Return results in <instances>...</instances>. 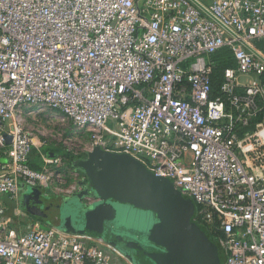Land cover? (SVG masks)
Instances as JSON below:
<instances>
[{
  "label": "built area",
  "instance_id": "obj_1",
  "mask_svg": "<svg viewBox=\"0 0 264 264\" xmlns=\"http://www.w3.org/2000/svg\"><path fill=\"white\" fill-rule=\"evenodd\" d=\"M205 7L219 23L191 0H0V210L21 184L64 197L85 188L59 155L30 165L26 111L55 110L89 135L88 151L127 153L173 179L224 264H264V61L239 42L264 58V0ZM222 49L235 64L213 95ZM10 224L0 215V264H134L88 234Z\"/></svg>",
  "mask_w": 264,
  "mask_h": 264
},
{
  "label": "water",
  "instance_id": "obj_2",
  "mask_svg": "<svg viewBox=\"0 0 264 264\" xmlns=\"http://www.w3.org/2000/svg\"><path fill=\"white\" fill-rule=\"evenodd\" d=\"M191 1L219 23L200 1ZM239 42L264 61L251 45L240 39ZM3 136L8 144L10 137L4 132ZM74 167L83 173L85 188L56 206L51 221L54 226L65 232L84 233L105 241L103 224L111 220L105 205L118 203L147 210L159 222V227L153 230H158V235L150 233L156 245L166 248V253L157 264H221L196 221L194 200L178 190L173 179L155 175L127 153L107 151L100 145L76 160ZM35 192L23 197V201L28 204L35 197L39 204L42 203L43 200ZM87 197L93 200L86 201ZM172 247H175L173 253ZM127 258L134 263L133 258Z\"/></svg>",
  "mask_w": 264,
  "mask_h": 264
},
{
  "label": "rangeland",
  "instance_id": "obj_3",
  "mask_svg": "<svg viewBox=\"0 0 264 264\" xmlns=\"http://www.w3.org/2000/svg\"><path fill=\"white\" fill-rule=\"evenodd\" d=\"M251 77L250 75H241L238 80L246 82ZM35 112H37L35 109H27L26 113L28 114L25 116L24 125L27 130L33 133L37 147H45L48 149L47 151L59 149L76 155L88 152L90 138L87 133H74L70 122L55 110L44 109L41 112ZM58 155L61 156L63 167L70 169L71 167L67 165L64 157ZM1 157L2 152H0ZM105 210L112 218L114 230L124 227L126 230L132 231L134 235L140 234L152 222V214L147 210L134 209L113 202L106 203ZM144 224L147 227H144Z\"/></svg>",
  "mask_w": 264,
  "mask_h": 264
},
{
  "label": "flooded vegetation",
  "instance_id": "obj_4",
  "mask_svg": "<svg viewBox=\"0 0 264 264\" xmlns=\"http://www.w3.org/2000/svg\"><path fill=\"white\" fill-rule=\"evenodd\" d=\"M35 201L36 200H33L32 202L29 201V203L37 207V205L35 204ZM112 222L113 221L111 218L109 222H104L103 224V233L106 236V240L104 241V243L115 248L116 250L121 252L125 257L133 258L135 264H157L154 257L156 255L162 256L164 253H166L165 251L166 248L164 249L163 247L156 245L153 242L152 236L150 235V233L157 234L156 231L158 230H156L155 232L153 230L158 228L160 225L159 222L156 221L153 215H152L151 224L148 225V227L146 224H144V227L145 226L147 227L146 230L144 229L145 231L141 232L140 234H135V235L132 233V231L126 230V228L124 227L123 228L121 227L118 230H114V225ZM201 229H202V226H201ZM202 231H203V236L205 237V239H207L209 244L213 246L214 248L213 250L217 251L218 250L217 243L215 241L210 240L203 229ZM166 232H167V235L170 234L168 230H166ZM216 239H218L217 242L220 245L219 237L217 236ZM174 248L175 247L171 248L172 253H173V250H175ZM224 258H225V254H224Z\"/></svg>",
  "mask_w": 264,
  "mask_h": 264
},
{
  "label": "trees",
  "instance_id": "obj_5",
  "mask_svg": "<svg viewBox=\"0 0 264 264\" xmlns=\"http://www.w3.org/2000/svg\"><path fill=\"white\" fill-rule=\"evenodd\" d=\"M258 46L262 45L259 43L257 44ZM211 60L214 62V68L211 74V88H212V94L213 95H218L220 92L219 91V87H220V83L222 81V75H223V70L228 67V66H232L235 64L234 59H233V55H232V51L230 49H222L217 51L216 53H214L213 55H211ZM261 80L264 82V74L261 75ZM48 149L45 147H41V149H36L35 147H33L32 149V154H34V157L30 159V165L31 167L38 169L41 162L40 159V152H51L54 154H60L64 157V159L66 160L65 162L67 163V165L69 167H71L73 170H76L78 172H80L76 167H74V163L76 160L82 158L85 156V154H81V155H76L70 152H64L62 150L59 149H54V150H50L47 151ZM81 173V172H80ZM83 175V173H81ZM21 185H25V184H21ZM20 185V187H21ZM26 186V185H25ZM28 187V186H26ZM34 188L35 191L39 194L40 198L43 200L42 204L45 205L43 208H45L44 212L47 213V218H52L53 217V212L54 209L56 207H54L55 204L57 205H61L63 200L61 199V196H56L53 194H50L48 192V190L44 187H31ZM34 189L31 190L34 192ZM30 191V192H31ZM35 192V193H36ZM54 198H58V200H54ZM46 203V204H44ZM198 207L196 206V212H197ZM109 222V221H108ZM202 226V229L205 231L206 235L208 236V238L212 241H215L217 243L218 246V250L216 251V254H218V257L220 259V263L224 264V253L223 250L221 249L220 245L218 244V239H216V233H212L207 227ZM161 256L156 255L154 257L156 263L158 262L159 258Z\"/></svg>",
  "mask_w": 264,
  "mask_h": 264
},
{
  "label": "crops",
  "instance_id": "obj_6",
  "mask_svg": "<svg viewBox=\"0 0 264 264\" xmlns=\"http://www.w3.org/2000/svg\"><path fill=\"white\" fill-rule=\"evenodd\" d=\"M198 1H200L205 6H208L211 4V2L213 0H198ZM259 43L262 45V47L257 45ZM255 46L259 50L264 51V41H257L255 43ZM35 148L41 149L37 146H35ZM49 154H54V153H49ZM54 155H58V154L56 153ZM33 157H34V154H31V158H33ZM2 158H3V156L0 158V161L2 160ZM40 159H41V155H40ZM41 162H43L42 159H41ZM41 165H42V163L40 164L39 168L41 167ZM70 169H72V168H70ZM33 189L34 188H31L29 186L26 187L25 185H21L19 195H18L16 200H12L6 195L1 197L2 208L0 210V215H3V216L8 217L10 219L11 229L14 230L15 232H23V231L30 230V229H33V228L39 227V226H48V225L54 226L51 223L53 217L52 218L46 217L47 213L44 212L45 208H43L45 205H43L42 203L39 204L37 199H35V197L31 200V202L33 200H36L37 207L33 206L29 202L27 204L26 201H23V197L26 198L27 195H29L30 191ZM48 192L50 194L56 195L58 197L61 196L62 197L61 199L63 201L65 199L69 198V197H64L63 195L52 193L49 190H48ZM54 200L56 201V200H58V198H54ZM44 204H46V203H44ZM56 206H58V205L55 204L54 207H56Z\"/></svg>",
  "mask_w": 264,
  "mask_h": 264
}]
</instances>
